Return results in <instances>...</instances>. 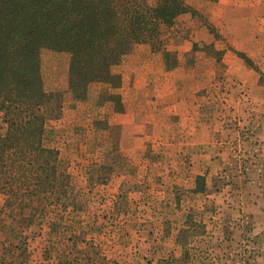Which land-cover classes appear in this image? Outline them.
Wrapping results in <instances>:
<instances>
[{
  "label": "rangeland",
  "instance_id": "1",
  "mask_svg": "<svg viewBox=\"0 0 264 264\" xmlns=\"http://www.w3.org/2000/svg\"><path fill=\"white\" fill-rule=\"evenodd\" d=\"M186 2L194 14L159 27L147 19L145 39L81 92L68 90L69 54L42 51L45 88L64 95L45 142L59 153L67 194L46 216L33 218L5 208L0 194V264H158L185 250L194 264H264V17L245 26L235 11L216 22L210 10L218 0ZM134 3L132 12L140 8L144 15L156 6ZM194 31L214 44L195 42ZM198 53L217 61L214 72L230 74L232 66L242 79L230 82L236 93L211 99L223 108L216 115L223 131L194 146L173 105L177 97H158L156 89L170 83L151 82L146 91L133 74L179 70L184 76L172 89L191 92ZM134 109L137 116H129ZM211 117L204 110L199 121ZM6 128L0 112V134ZM199 148L213 151L212 159L192 157ZM196 172L203 173L200 185Z\"/></svg>",
  "mask_w": 264,
  "mask_h": 264
},
{
  "label": "trees",
  "instance_id": "2",
  "mask_svg": "<svg viewBox=\"0 0 264 264\" xmlns=\"http://www.w3.org/2000/svg\"><path fill=\"white\" fill-rule=\"evenodd\" d=\"M153 1L156 6L144 15L140 8L132 12L134 0H0V112L7 126L0 134V194L6 196L5 208L43 217L67 194L60 185L68 178L60 172L59 153L45 142L47 122L63 108L64 95L46 90L42 51L69 54L68 90L81 92L113 62L119 64L128 47L145 39L147 19L159 27L195 13L186 0ZM197 181L200 185L204 178ZM158 264L194 260L185 250L180 258Z\"/></svg>",
  "mask_w": 264,
  "mask_h": 264
},
{
  "label": "crops",
  "instance_id": "3",
  "mask_svg": "<svg viewBox=\"0 0 264 264\" xmlns=\"http://www.w3.org/2000/svg\"><path fill=\"white\" fill-rule=\"evenodd\" d=\"M217 4L218 5L216 8L210 10L211 15L214 17V20H216V22H218V18H220L221 16L222 17L231 16L232 13L234 14L235 11H238V16L241 18V22L244 23L245 26L252 25V24L256 25L255 24L256 22L260 24L258 20H260L261 17H264V0H218ZM198 28H201V26L198 25ZM198 31L197 32L194 31V33L196 34V38H194L195 42L197 43L205 42V39L200 37V35L202 34V31L200 32ZM222 32L224 33V30ZM206 42H207V45H212L214 44L215 40L212 37L209 40V35H208V39ZM238 49L239 50L245 49L246 51L249 50L248 47L244 48V46H241ZM230 58L231 57L228 56L226 59L223 60V62L229 65L227 60ZM195 61H196L195 66L197 69V73L193 75H189V79H190L189 81L191 82L194 81V84L191 83L192 84L191 92L185 88L182 89V92L178 91L175 88L172 89V87L176 83H180L182 81L181 77L184 76L182 75V71H179V70H176V71L172 70L168 72L164 70L162 71L158 70V72L160 73L157 75L154 70H150L151 68H149L145 72L143 71L134 72L133 77L134 79H137L140 81L143 80L142 81L143 89L146 91H148V87H150L149 85L151 82L156 83V82H159V80L161 81L165 80L164 83H166L167 85L168 83H170V88L156 89V91L158 92V97L162 96V97H165L166 99L168 98L173 99V97L175 98L177 97L173 105L176 109L177 114H181L180 121L183 124H186V126L190 128V131L186 134L187 136L183 135L181 136V138L183 139L184 136H186V138L190 140L191 145L199 146V145H204L205 143H207L205 139L212 141L218 130L223 131V127H222L223 119L220 118V120H218L217 118L219 116H216L218 111L222 112L223 108H220V107L218 108V106H216V103H214V101H212L211 99L216 98V97L218 99L219 98L222 99V98H225L227 95L230 96V93L232 92L236 93L235 90H237V88H234V89L229 88L230 82H233L234 80L238 81V80H241L242 78L239 75V73L237 74L236 72L231 71L233 70L232 66L231 67L228 66V72L230 74L226 73L225 75H222V74H218L214 72L213 70L215 68V64L217 63V61L211 57L205 58L201 54L198 53L196 54ZM234 63L239 64L237 60H234ZM129 64L130 66H128V68L131 69L132 67L131 57L129 58V63L126 64V66ZM132 64H133V60H132ZM168 77H169V80H168ZM195 85H196V88H194ZM137 89H138V85H137ZM143 89L140 86L139 92L140 91L143 92ZM181 96L184 98L181 99ZM206 98H208V100H211L212 103H204V99L206 100ZM222 106H224L223 103H222ZM204 110H207V112H209V114L212 117L204 119L201 122L199 121L200 120L199 116H201V113ZM138 113L139 111H136L134 109L132 113H129V116H131V114L135 116ZM127 128H130L131 130L134 129L133 120L130 121ZM207 129H209L207 131V135L201 137L200 130H207ZM131 137L133 138L134 136L132 135ZM262 141L264 142L263 139L259 141L261 143V146L263 143ZM191 155L192 157L197 156V157H203L204 159L211 160L214 154H213V151H209V150L201 151V148H199L197 155L193 154V152L191 153ZM221 157L222 158L226 157L225 152L222 154ZM197 176H203V173L202 172L194 173V177H197ZM1 206L3 207V204Z\"/></svg>",
  "mask_w": 264,
  "mask_h": 264
}]
</instances>
